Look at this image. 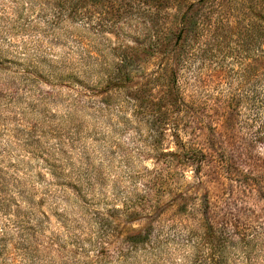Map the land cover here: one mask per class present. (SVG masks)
Returning <instances> with one entry per match:
<instances>
[{
	"label": "rangeland",
	"instance_id": "374dc122",
	"mask_svg": "<svg viewBox=\"0 0 264 264\" xmlns=\"http://www.w3.org/2000/svg\"><path fill=\"white\" fill-rule=\"evenodd\" d=\"M203 217L264 264V0H0V264H210Z\"/></svg>",
	"mask_w": 264,
	"mask_h": 264
},
{
	"label": "trees",
	"instance_id": "16d2710c",
	"mask_svg": "<svg viewBox=\"0 0 264 264\" xmlns=\"http://www.w3.org/2000/svg\"><path fill=\"white\" fill-rule=\"evenodd\" d=\"M181 164L184 166H193L198 170L203 160V153L195 149L184 150L180 154ZM203 228L201 238L207 246V258L210 264H227L225 260V248L231 242L229 236L225 232L215 234L214 227L208 217H203L201 222ZM147 244V243H145ZM125 259H123L124 264Z\"/></svg>",
	"mask_w": 264,
	"mask_h": 264
}]
</instances>
